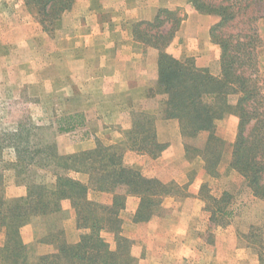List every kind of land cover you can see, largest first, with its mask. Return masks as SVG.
Returning <instances> with one entry per match:
<instances>
[{
  "label": "trees",
  "instance_id": "obj_1",
  "mask_svg": "<svg viewBox=\"0 0 264 264\" xmlns=\"http://www.w3.org/2000/svg\"><path fill=\"white\" fill-rule=\"evenodd\" d=\"M186 1L196 13L218 18V22L210 26L209 37L219 48V77L197 68L192 59L178 61L166 54L165 48L183 20L174 11L160 9L152 21L134 23L132 37L158 51L155 85L166 96L165 117L176 119L186 138H193L200 132L210 134L201 149L191 150L188 146L200 155L210 175H216L221 149L219 139L213 136L214 123L226 115L237 118L229 166L245 181L253 197L264 200V96L259 86L257 62L262 42L256 27L257 22L264 19V0ZM73 2L24 0L25 6L35 10L41 25L58 20ZM165 24L169 27L162 30ZM229 95H237L234 105L228 104ZM83 119L79 113L61 118L60 122H65L66 126H59L57 131H72L83 125ZM151 123L144 117L134 122L133 139L130 137V144L125 147L97 143L92 150L71 155H58L54 146L46 147L48 154L45 155L58 169L54 173V183L49 186L30 180L32 174L26 170L28 165L41 161L42 154L36 151L30 156L26 149L21 151L14 147L16 165L25 167L22 174H26L28 182L26 196L13 205H6L0 194V228H5L0 264H137L132 255V240L121 235L119 212L124 208L126 197L138 198L133 220L145 222L159 215L162 198L177 190L172 185L144 177L124 163L126 150L150 157L164 150L165 145L155 142ZM70 172L86 174L87 183L72 178ZM90 191L111 194V204L105 206L89 200ZM201 192L206 202L205 211L211 215L210 223L222 225V219L231 215L230 196L225 193L215 199L207 194L205 187ZM63 201H68L75 212L78 240L68 242L62 230L48 228L54 252L31 259L19 229L31 218H48L59 213ZM103 232L113 235V248L102 238Z\"/></svg>",
  "mask_w": 264,
  "mask_h": 264
},
{
  "label": "crops",
  "instance_id": "obj_2",
  "mask_svg": "<svg viewBox=\"0 0 264 264\" xmlns=\"http://www.w3.org/2000/svg\"><path fill=\"white\" fill-rule=\"evenodd\" d=\"M82 1L86 0H76L74 10L79 9ZM102 1L101 8L84 7L85 20L73 14L76 31L71 32L69 38L58 41L68 44L69 57L63 62H68L69 66L70 94H73L74 85L79 94L84 91L86 94L78 101V94L69 99L68 105L77 102L76 107L69 106V113L82 112L86 117L84 129L87 135L73 142V151L92 150L96 144L94 138L105 141L104 136L110 128L129 127L130 114L144 115L142 117L152 122L155 142L165 148L156 157L126 150L124 163L144 177L172 185L177 190L162 198L160 207L166 213L145 222L133 220L139 200L127 196L124 208L119 212L121 235L133 241L132 255L137 264H220V255L237 254L234 221L229 219L225 225L210 226L201 190L205 187L207 194L215 199L227 193L230 196L228 208L230 211L234 208L235 186L229 182L228 185L220 183H224L225 177L236 174L229 164L237 118L226 115L214 123L213 136L219 139L221 149L216 175H210L200 155L188 149L187 144V139L201 141V146L197 147L201 149L210 134L200 132L193 138H186L180 132L178 121L165 117L166 96L155 85L158 51L132 38L131 24L152 19L154 11L145 18L141 16L140 7L134 6L131 10L126 6V1L131 0H118L121 3L115 9L118 20L113 23L102 10L109 0ZM70 14L62 17L59 25H66L69 19L72 22L73 15ZM208 19L210 17L196 12L188 14L165 52L178 61L192 59L197 68L205 69L217 78L220 73L219 48L210 40ZM60 55V52L55 54V60L62 61ZM236 99V95H229L228 104L234 105ZM113 138L116 140H110V143H117L122 137L115 135ZM89 196L103 205H110L112 201V195L107 193L91 191ZM68 207L67 203L64 208ZM68 223L70 226L64 223L63 229L69 238L75 232L73 217ZM77 237L71 242L77 241ZM207 237H211L210 243ZM42 249L44 253L52 251L50 245H44ZM204 259L207 262H203Z\"/></svg>",
  "mask_w": 264,
  "mask_h": 264
},
{
  "label": "rangeland",
  "instance_id": "obj_3",
  "mask_svg": "<svg viewBox=\"0 0 264 264\" xmlns=\"http://www.w3.org/2000/svg\"><path fill=\"white\" fill-rule=\"evenodd\" d=\"M102 3V0H86L80 3L79 9L74 10L76 6V0H74L71 8L58 20L41 25L38 22L35 10L25 6L24 0H0V194L3 195L6 205H13L24 199L26 196V182H28L26 174H22L25 167L22 168V166L16 165L14 147L19 148L21 151L26 149V154L30 156L36 151L42 154L40 155L42 160L38 161L36 159L37 163L28 165L26 170H29L32 174L30 180H35L47 186L54 183V173L58 169L55 168L54 161H50V158L45 155L48 154L46 147L54 146L58 155L83 152L73 151L72 144L87 135V131L84 129L86 122L84 113L76 112L84 117L82 126L69 132L60 133L57 131L59 126H66L65 122H60L61 118L76 114L69 113V106L74 105L76 107L77 103L72 102L68 105L70 96L78 94L76 96V101H78L80 97L86 95L84 94L85 91L79 94L76 91V85L73 86L74 95L70 94V78L67 74L69 66L68 62H63V59L67 61L65 57H69L68 46H66L68 44L63 45L61 41L60 43L58 41L59 39L69 38L71 32L73 34L76 31L75 16L85 20V13L87 12L84 13V7L101 8ZM120 4L118 0H109V3L102 8L104 16H108L113 23L118 20L115 9ZM126 6L131 10L134 6L140 7L141 16L145 18L150 14L152 15L154 11L155 15L152 19L140 20L149 22L154 19L160 9L174 11L176 16L183 18V20L186 19L188 14L195 12L186 0H131V2L126 1ZM154 6H157L155 10L153 9ZM112 12L115 14L113 15ZM69 14L72 16V22L69 19L66 25H62V23L59 25L62 17L69 16ZM208 17H210L208 19L210 20V26L218 22L217 17ZM133 24L130 26L131 35ZM168 27L169 24H165L161 29L167 30ZM256 27L262 42V46L258 50L257 62L259 86L264 96V19L259 20ZM59 52L62 59L60 62L55 60L56 56H54ZM262 107L264 109V102ZM142 116L144 115L130 114L128 128H110L104 136L105 141L94 138L95 143L104 146L120 144L121 147H125L130 144L129 138L133 139L134 122L143 119ZM78 121H81V119ZM115 135H120L121 140L117 143H110V140H116V138H113ZM135 138L137 139V137ZM107 139L109 142H107ZM187 140V144L191 149L195 147L197 150L199 149L197 147L202 144L201 141L198 143L194 139ZM69 176L79 182L83 181L81 182L83 184H86L88 180L87 175L81 172H70ZM227 182L235 186V206L231 210L230 217L222 219L224 222H221H223L222 225H225L229 219H233L232 227H234L236 233L237 254L220 255V264H264V200L253 197L245 181L237 173L225 177L224 183H219L228 185ZM88 199L93 201L94 197L89 196ZM66 202L69 205L68 208H64ZM213 209L214 207H211V210ZM205 212L208 213L210 218V213ZM165 213L166 210H162L160 215ZM72 217L74 220V227L72 228L75 232L73 233L74 236L68 238L63 227L64 223L70 226L68 221ZM210 226L216 227L218 225L210 223ZM48 228L62 230L63 237L70 242L79 235L76 228L75 212L68 201L61 202L59 213H55L48 218H31L28 223L19 229V235L23 244L27 247L28 256L31 259L54 252L53 245L49 243ZM101 236L111 248L114 247V238L111 233L103 232ZM207 238L208 243H210L211 237ZM4 242L5 228L2 227L0 228V247L3 246ZM44 245H50L52 251L44 253L42 249ZM243 249L245 250L242 251ZM204 261L207 262V259H204Z\"/></svg>",
  "mask_w": 264,
  "mask_h": 264
}]
</instances>
